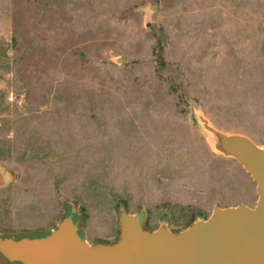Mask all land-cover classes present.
<instances>
[{
	"label": "rangeland",
	"instance_id": "rangeland-1",
	"mask_svg": "<svg viewBox=\"0 0 264 264\" xmlns=\"http://www.w3.org/2000/svg\"><path fill=\"white\" fill-rule=\"evenodd\" d=\"M202 116L264 146V0H0V234L47 232L65 202L91 244L121 209L179 232L254 207Z\"/></svg>",
	"mask_w": 264,
	"mask_h": 264
},
{
	"label": "water",
	"instance_id": "water-1",
	"mask_svg": "<svg viewBox=\"0 0 264 264\" xmlns=\"http://www.w3.org/2000/svg\"><path fill=\"white\" fill-rule=\"evenodd\" d=\"M200 119L213 136V147L238 160L256 182L254 207H215L207 219H196L179 232L167 225L150 230L145 210L121 209L120 238L91 244L79 224L78 207L65 202V216L47 232L0 234V254L20 264H264V146Z\"/></svg>",
	"mask_w": 264,
	"mask_h": 264
}]
</instances>
